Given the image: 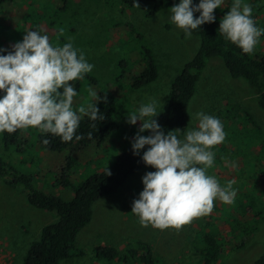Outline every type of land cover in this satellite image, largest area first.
Here are the masks:
<instances>
[{
    "label": "rangeland",
    "instance_id": "obj_1",
    "mask_svg": "<svg viewBox=\"0 0 264 264\" xmlns=\"http://www.w3.org/2000/svg\"><path fill=\"white\" fill-rule=\"evenodd\" d=\"M230 1L225 0L221 8L214 11L220 13ZM152 10L153 4L149 2L129 8L121 0H12L0 8V47L10 50L24 32L36 27L49 35L54 46H62L70 39L94 65L87 73L93 82L85 77L71 82L80 89V94L74 97V109L92 102L88 92L92 88L98 96H111L118 113L119 129L100 148L93 143L73 155L68 151L59 154L42 151L29 136L34 134L32 127L20 129V142L10 153H4L0 133V158L8 159L10 155L18 170L35 178L36 188L61 200H70L73 189L83 179L112 164L122 149L130 145L140 124L128 125L127 116L134 113L141 102L156 98L161 101L158 112L165 110L171 81L194 56L199 39L192 35L185 38L183 31L170 23V9L161 8L149 16ZM260 40L253 51L256 55L264 54V36ZM144 49L154 56L158 77L134 90L130 86L143 68ZM229 103L240 105L264 132V110L257 107L245 82L232 79L220 60H212L202 72L188 105L187 126L197 123L192 120L194 113L203 111L214 116ZM84 116L81 114L82 118ZM225 122L224 127L229 129L228 120ZM232 132L234 143L241 148L228 145V152L213 150L216 153L214 165L207 170L221 185L235 181L233 187L237 195L232 203L217 200L208 214L194 218L179 229L143 227L139 218L131 213V207L143 189L141 178L155 170L145 166L130 176L115 195L103 197L93 205L91 221L76 239V247L83 256L61 264H92L96 246H110L122 253L133 240L148 243L154 256L165 264L191 261L195 233L215 210L220 213L216 219L219 222L214 223L219 231L223 229L222 216L237 217L238 214L241 222L255 229L251 239L245 238L243 247H239L242 238L228 246L220 264H254L264 249V144L248 127ZM68 156L76 165L66 173L70 186L65 188L60 185V178ZM226 161H234L236 167H230ZM56 220L55 214L30 206L22 187L7 186L0 178V264H21L25 251L40 237L41 229Z\"/></svg>",
    "mask_w": 264,
    "mask_h": 264
},
{
    "label": "clouds",
    "instance_id": "obj_2",
    "mask_svg": "<svg viewBox=\"0 0 264 264\" xmlns=\"http://www.w3.org/2000/svg\"><path fill=\"white\" fill-rule=\"evenodd\" d=\"M224 2L178 0L170 8V23L190 38L193 30L215 21L214 10ZM133 4L138 7L136 0ZM218 32L244 54H251L264 36V28L257 26L247 0H231ZM93 68L70 39L54 46L39 27L24 32L10 50L0 47V133L35 127L42 135L51 134L64 142L81 140L77 134L81 114L91 121L105 119L97 103L106 98L92 88L88 90L92 102L78 110L73 107L78 93L71 82L83 80ZM160 103L149 98L127 116L128 125L140 124L130 142L132 154L140 156L146 167L155 169L141 178L143 189L133 200L131 213L143 227L179 229L208 214L217 200L232 203L237 190L233 187L235 181L221 185L207 171L214 165L213 148L226 137L221 120L199 111L192 116L195 126L165 131L156 119L161 113L157 110ZM42 143L46 145L49 140L44 138ZM226 163L236 167L234 161Z\"/></svg>",
    "mask_w": 264,
    "mask_h": 264
},
{
    "label": "trees",
    "instance_id": "obj_3",
    "mask_svg": "<svg viewBox=\"0 0 264 264\" xmlns=\"http://www.w3.org/2000/svg\"><path fill=\"white\" fill-rule=\"evenodd\" d=\"M12 0H0V8ZM247 0L253 8V18L258 27L264 28V0ZM142 2L153 4V10L149 16L158 9H170L178 0H136L137 5ZM198 3V0H194ZM125 7L133 8V0H121ZM231 7V1L222 9L220 13L214 11L216 17L213 23H206L200 30H193L192 36L199 39V46L194 56L185 63L179 74L171 81L170 90L167 94L166 108L158 116L160 126L165 130H183L188 125L189 113L188 105L193 98L200 76L206 66L212 60H220L232 79H241L253 95L257 107L264 110V54H244L234 44L228 42L218 32L219 22ZM198 16L199 14H195ZM158 77V67L151 51L144 49L143 68L141 72L132 79L130 88L137 90L154 82ZM85 78L90 82L94 79L87 74ZM75 90L80 94L78 85ZM102 99L97 103V107L104 114L103 121H91L88 116L80 120L77 134L82 139L77 141L64 142L59 137L51 134H43L38 128L32 127L30 130L34 134L29 136L34 138L42 151L47 154L62 153L68 151L71 155L80 153L89 148L91 144H96L100 148L117 130L118 113L115 101L107 94H100ZM215 117L226 124L225 140L217 145L213 150L228 152V145H240L234 143L233 131L238 132L246 127L249 131L256 133L264 144V132L259 129L253 118L248 115L238 104H227L226 107L217 112ZM244 116L246 118H244ZM230 130V133H229ZM32 132V131H31ZM91 134V135H89ZM147 135V133H144ZM20 129L14 133H1V143L4 153H10L11 148L20 142ZM47 138L48 144H43L42 139ZM264 147V145H263ZM76 165L73 158L68 156L66 169L62 172L60 185L69 187L70 183L66 173ZM140 156L132 154L131 146L122 149L116 160L101 169L99 172L83 179L79 185L73 189V197L64 201L59 197L51 195L36 188L35 178L17 169L13 165V159L9 155L8 159L0 158V178L5 185L10 187H22L26 193L27 202L30 206L45 210L56 215L57 220L41 229L40 237L30 244L25 251L21 264H61L69 259L83 256V252L76 247V239L81 230L86 227L92 218L93 205L103 197L115 195L130 176L144 168ZM220 213H214L199 226V231L195 233L191 248V261H181L178 264H220L222 255L233 242L242 238L243 242L239 247H243L247 239H251L255 229L241 222L239 214L237 217L222 216L223 229L219 231L215 228L216 220ZM227 218V219H226ZM226 219V220H225ZM215 223V224H214ZM226 231V235L224 232ZM264 248V243H263ZM92 264H165L154 256L150 245L142 240H133L128 243L120 253L110 246H96L93 249ZM17 264V263H16ZM254 264H264V249Z\"/></svg>",
    "mask_w": 264,
    "mask_h": 264
}]
</instances>
